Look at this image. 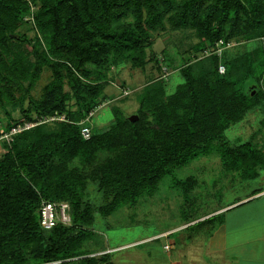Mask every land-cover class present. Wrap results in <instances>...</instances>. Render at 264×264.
Masks as SVG:
<instances>
[{
  "label": "trees",
  "instance_id": "trees-1",
  "mask_svg": "<svg viewBox=\"0 0 264 264\" xmlns=\"http://www.w3.org/2000/svg\"><path fill=\"white\" fill-rule=\"evenodd\" d=\"M187 30L198 40L194 60L173 44L154 49L158 34ZM231 42L247 50L226 58ZM126 61L142 72L151 63L158 76L148 74L137 122L114 106V121L98 131L93 110L108 100L110 69ZM45 71L51 79L35 98ZM173 73L180 82L168 92ZM257 110L264 112V0H0V135L34 125L2 142L0 264H112L113 254L91 257L97 215L135 207L202 156L216 153L226 174L259 181L264 151L255 135L231 143L226 134ZM174 182L191 201L198 179ZM44 202L67 203L71 223L43 228Z\"/></svg>",
  "mask_w": 264,
  "mask_h": 264
},
{
  "label": "rangeland",
  "instance_id": "rangeland-1",
  "mask_svg": "<svg viewBox=\"0 0 264 264\" xmlns=\"http://www.w3.org/2000/svg\"><path fill=\"white\" fill-rule=\"evenodd\" d=\"M23 31L27 32V29ZM160 35L158 34L159 39L154 45L156 51L162 50L164 44H173L180 49L186 60H194L193 45L198 40L193 32L189 30L172 31L162 35V38ZM227 50L226 58H230L232 55L245 52L247 48L244 44L231 42ZM150 64L143 72L140 68H133L127 61L110 69L109 78H113V84H108L109 87L104 94L108 100L93 110V118L90 122L92 128L98 131L107 129L114 121V106L121 108L126 116L137 115L136 111L140 105L139 94L142 93V88L148 81V74L153 73L158 76L156 67ZM50 79L51 72L45 71L33 91L35 98L40 97L43 87ZM178 82H180L178 74L173 73L167 85L168 92H173ZM123 83L125 87L122 86ZM252 87L249 86L248 90ZM120 89L125 90V94L122 95ZM13 117L19 118L18 111L13 113ZM1 118L5 123L6 119L3 114ZM262 121H264L263 110L251 112L226 134L231 143L248 140L255 135V141L264 151V123ZM2 152L3 146L0 144V156ZM260 174L259 181H244L240 175L225 173L218 154L199 157L190 165L177 169L173 176L165 178L153 196L140 198L135 207L122 208L107 218L97 215V232L101 234V238L96 243L97 246L91 244V248L97 251L91 257L99 259L103 254L110 253L113 254L112 264H192L189 259L185 260V256L189 258L186 252L191 245V239L188 238L190 232L193 231L191 228H196L193 232H202V236L198 237L204 238L207 235L204 230L215 225L213 220L217 216L210 219L213 217L211 215L229 208L233 201L242 199L258 187L264 186V170H260ZM189 176H195L199 185L190 194L191 201L186 202L183 189L175 185L174 181ZM91 191V198L96 205H103V197ZM246 208L247 211L252 209V206ZM185 215H191L190 219L184 220Z\"/></svg>",
  "mask_w": 264,
  "mask_h": 264
},
{
  "label": "crops",
  "instance_id": "crops-1",
  "mask_svg": "<svg viewBox=\"0 0 264 264\" xmlns=\"http://www.w3.org/2000/svg\"><path fill=\"white\" fill-rule=\"evenodd\" d=\"M249 206L252 209L246 211ZM215 215L221 217L204 230V238L198 237L202 232H190L185 260L192 264H264V192L211 216Z\"/></svg>",
  "mask_w": 264,
  "mask_h": 264
},
{
  "label": "built area",
  "instance_id": "built-area-1",
  "mask_svg": "<svg viewBox=\"0 0 264 264\" xmlns=\"http://www.w3.org/2000/svg\"><path fill=\"white\" fill-rule=\"evenodd\" d=\"M222 43L223 42H220L219 46H221ZM219 46H217V50L215 51V53L220 56L224 48ZM219 71L220 73H224L225 72L224 66H220ZM33 126L34 125L32 124H26L23 128H13L9 132H2L0 135V144H2V142L4 141H7L8 143L11 142L13 135L21 132L24 129H29ZM82 135L85 139H89L91 136L90 129L83 128ZM40 215H41V225L45 229L53 228L59 220L65 224L71 223V219L69 215V205L67 203L55 204L50 202H44L40 209Z\"/></svg>",
  "mask_w": 264,
  "mask_h": 264
},
{
  "label": "water",
  "instance_id": "water-1",
  "mask_svg": "<svg viewBox=\"0 0 264 264\" xmlns=\"http://www.w3.org/2000/svg\"><path fill=\"white\" fill-rule=\"evenodd\" d=\"M129 120L131 122H137L139 120V117L137 115H132L129 117Z\"/></svg>",
  "mask_w": 264,
  "mask_h": 264
}]
</instances>
